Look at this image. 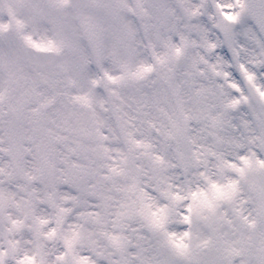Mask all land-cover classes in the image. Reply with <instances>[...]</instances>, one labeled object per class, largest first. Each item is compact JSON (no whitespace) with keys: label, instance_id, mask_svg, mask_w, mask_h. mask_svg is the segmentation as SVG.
Wrapping results in <instances>:
<instances>
[{"label":"rangeland","instance_id":"1","mask_svg":"<svg viewBox=\"0 0 264 264\" xmlns=\"http://www.w3.org/2000/svg\"><path fill=\"white\" fill-rule=\"evenodd\" d=\"M60 1L0 0V23L13 7L31 39L63 46L52 68L10 65L5 57L0 65V122L19 133L5 148L0 123V264H217L230 251L239 254L236 264H263L264 106L249 99L227 59L237 58L264 95V43L243 0L230 13L238 22L228 43L215 25L225 20L220 0H103L81 19ZM134 1L144 11L139 18ZM197 22L214 38L202 42ZM179 36L183 57L172 52ZM156 56L164 64L157 75L125 86L145 91L141 97L118 100L122 85L99 84L100 71L115 77ZM45 103L50 108L41 112ZM59 104L68 120L56 112ZM75 112L87 131L74 124ZM145 122L152 124L147 135L135 130ZM75 143L91 150L74 161ZM92 150L100 155L93 159ZM13 161L21 162L18 168L5 167ZM230 185L233 196L222 198ZM209 194L226 204L216 212L187 205L194 195ZM94 206L95 217L105 213L106 226L78 233L77 224H93ZM175 229H182L179 237ZM27 234L34 241L23 249ZM185 238L189 254L178 247ZM48 241L57 247L49 256L42 250ZM83 242L90 249L79 252ZM65 252L70 257L60 259Z\"/></svg>","mask_w":264,"mask_h":264},{"label":"bare ground","instance_id":"2","mask_svg":"<svg viewBox=\"0 0 264 264\" xmlns=\"http://www.w3.org/2000/svg\"><path fill=\"white\" fill-rule=\"evenodd\" d=\"M175 21H177V20H175ZM195 29H196V31H197V33L196 34H198L199 36H200V39H201V41L203 42V41H206L207 42V40H210V39H212V38H214V34H213V32L210 30V28L207 26V25H204V24H202L201 22H197L196 24H195ZM251 53H252V51H251ZM250 53V54H251ZM194 56V52L193 53H191V55H188V57H193ZM1 59V58H0ZM191 61H192V59H190V62H189V65H191ZM206 65H207V67L208 66H214V65H212V64H210L209 62H206ZM216 69H217V66H214ZM12 81H14L15 82V80H16V76H14V75H12ZM52 82H50V84H51ZM56 83V85H58V83L57 82H55ZM133 85V84H132ZM125 86H128V85H122V86H120L117 90H120L119 91V93L121 94V95H119L118 97H116V99H118V100H123V101H125V102H128V101H130L132 98H135V97H141L142 95L140 94L141 92H145V91H141L140 90V88H138V87H133V89H130V88H126ZM134 86H140V85H134ZM58 90H60V89H58ZM59 92V91H58ZM219 92H221V89L219 90ZM65 92H62V90H61V94L63 95ZM212 94V93H211ZM64 96V95H63ZM142 98H139V100H141ZM144 102V101H143ZM59 107H57V106H55V108H56V112H59L60 114H61V117H63L65 120H68L69 118H70V112L67 110V109H65L61 104H59L58 105ZM76 114L73 116L72 115V118H73V120H77L74 124L75 125H79L80 124V126H79V128H82V129H85L84 128V126H82L81 124H83V122L81 121V120H84L83 119V116H82V114L81 113H77V112H75ZM0 123H2V126H1V128H2V132H1V134H2V138L4 139V140H6L8 143H7V145H5V148H8L9 146H11V144H10V140H12V139H15L16 138V136L19 134V133H13L12 131H11V127H10V125L9 124H6V122H0ZM150 123V122H149ZM142 123L140 126H136V128L137 129H135V130H137V131H139V133L141 134H143V135H147L148 133H145L146 132V130L148 129V128H150V130H151V127H152V124L150 123ZM14 125H16V124H14ZM143 126H145V128H143ZM76 130V132H78L80 129H75ZM88 129H85V131H87ZM89 130H90V128H89ZM135 130H134V132H135ZM145 133V134H144ZM73 145H75V147H74V152H73V158H74V161L76 160V158L78 157V156H81V155H84V156H86V154H87V152H89V150H91V148L90 147H87V146H84V145H81V144H79V143H75V144H73ZM89 149V150H88ZM230 151V150H229ZM92 152V154H93V159L95 158V157H98L99 155L97 154H95V152H94V150H92L91 151ZM147 156V155H146ZM250 156H253L252 154H250ZM78 160L79 161H82V162H85V163H90V161L87 159V158H84V159H81L80 157L78 158ZM99 160V158H96L95 159V163H97V161ZM21 164V162L20 161H13L12 163H9V162H6L5 163V167H10V166H12V167H14V168H18V166ZM94 167H95V165H93ZM97 171L98 170H95L94 172H90L89 173V177H94L96 174H97ZM215 172H216V174H222L219 170H215ZM213 177L214 176H216L215 175V173H213V175H212ZM224 176V175H223ZM205 185V184H204ZM199 187H204L203 186V184H199ZM90 191V190H89ZM88 191V192H89ZM87 195L90 197V198H92V196H93V194H88L87 193ZM186 196H187V194H186ZM175 201H177L178 199L177 198H175L174 199ZM103 199L101 198L100 199V202L99 203H103ZM104 204V203H103ZM97 205H99L98 204V202H97ZM180 205V204H179ZM94 207H97V206H94ZM93 207V208H94ZM94 210H95V213H93L94 214V217H93V224L92 225H90V226H88V225H86L87 223H79V224H77L76 226H75V229L74 230H76L77 229V231H78V233H81V232H86V233H88L89 235H92L93 234V229L98 225V226H102V225H105L106 226V224H107V217H106V215H105V213H102V215L104 216V218H100V217H95L96 215V213H99V208L97 207V208H94ZM176 211H177V213H180V207H177L176 208ZM13 214H15V213H13ZM122 226V225H121ZM182 230V229H181ZM181 230H179L178 232H177V230L175 229L174 230V233H175V235L174 236H180L181 235V232H183V231H181ZM173 232H171L170 234H174ZM0 236H2V235H0ZM173 235H171V237H172ZM20 241H21V245H22V247H23V249H27V247L31 244V242H33L34 240L32 239V236L31 235H24L23 236V238H21L20 239ZM91 243H92V246L91 247H98L99 246V244H102L103 246H104V244L102 243V242H98V241H91ZM55 248H57L56 247V245L55 244H53V243H51V241H48L46 244H45V246H44V248L42 249L43 250V253H47V255L49 256V253H50V255H51V253L53 252L52 250H54ZM79 249V252H86L87 250H89L90 249V247H89V245H87V243L86 242H83L82 243V245H81V247H79L78 248ZM96 249V248H95ZM62 252V251H61ZM68 254V252H65L64 254L62 253V256L59 254V256L58 257H60V259H64V257L66 256ZM67 257L69 258V255H67ZM139 259V258H138ZM145 263V262H144ZM141 264H143V263H141Z\"/></svg>","mask_w":264,"mask_h":264},{"label":"water","instance_id":"3","mask_svg":"<svg viewBox=\"0 0 264 264\" xmlns=\"http://www.w3.org/2000/svg\"><path fill=\"white\" fill-rule=\"evenodd\" d=\"M258 6H259V9H260V12L263 14L264 16V9H263V2L262 0H260V2L258 3ZM251 12H252V15H253V18L255 20V22L257 23V26L259 28V30L262 32V23L264 21L260 20V15L257 14L256 12V9L255 8H250ZM54 61V59H51L50 62H48L47 64H50Z\"/></svg>","mask_w":264,"mask_h":264}]
</instances>
